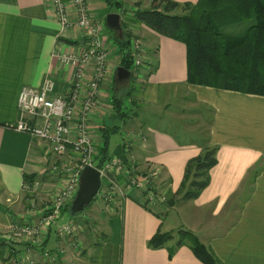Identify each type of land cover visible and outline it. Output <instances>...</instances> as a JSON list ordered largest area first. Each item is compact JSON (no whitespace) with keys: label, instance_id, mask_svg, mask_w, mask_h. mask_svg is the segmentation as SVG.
I'll list each match as a JSON object with an SVG mask.
<instances>
[{"label":"crops","instance_id":"0c3cea01","mask_svg":"<svg viewBox=\"0 0 264 264\" xmlns=\"http://www.w3.org/2000/svg\"><path fill=\"white\" fill-rule=\"evenodd\" d=\"M86 1L107 53L99 105L89 120L97 140L102 125L110 122L111 99L125 98L129 92L124 101L133 116L122 125L121 140L110 146L112 153L121 154L128 143L141 169L152 166L160 170L168 197L177 191L186 162L202 147H217L216 165L209 171V185L200 196L177 203L169 213L162 214L157 207L146 209L134 196L95 214L101 221L92 227L97 228V234L84 230L80 237L67 241L56 236L57 228L50 230L43 246L34 252L37 258L48 249L57 257L38 264H203L186 246L171 258L166 248L147 247L158 230L179 227L197 236L216 264H264V97L187 84L184 46L156 35L129 12L118 14L119 25L122 22L133 36L146 37L156 53L154 63L149 55L141 68L133 69L127 84H122L116 78L119 53L104 27L107 14L114 12L101 0ZM119 1L128 8L138 3L147 9L152 0ZM172 1L194 4L197 0ZM64 2L69 18L74 19L71 0ZM85 48L83 31L60 29L51 0H0V233L11 222L38 221L63 179L53 171L56 156L45 143L8 128L18 118V95L24 88L38 89L46 76L54 80L58 93L66 94L73 71L53 54L79 53ZM89 72L82 81L81 97ZM168 109L180 115L196 110L209 113L207 137L195 141L178 137L183 130L168 128L174 122ZM63 157L72 159L75 155L67 152ZM255 168L260 172L248 186ZM24 176L34 179L25 181ZM242 188L251 189L239 196ZM238 204L237 217L229 223Z\"/></svg>","mask_w":264,"mask_h":264},{"label":"trees","instance_id":"16d2710c","mask_svg":"<svg viewBox=\"0 0 264 264\" xmlns=\"http://www.w3.org/2000/svg\"><path fill=\"white\" fill-rule=\"evenodd\" d=\"M101 1L109 11L120 15L129 12L156 35L181 43L185 48L187 84L264 97V0H197L195 4L182 5L171 0H152L147 9L140 8L138 3L128 8L119 0ZM175 9L180 13L172 12ZM248 21L250 25L241 34L226 31ZM104 27L107 38L118 50L119 67L132 74L134 36L122 22L120 30H112L106 24ZM151 70L153 72L154 67ZM128 95L129 92L124 97ZM125 98L114 96L111 99L110 122L99 130L100 148L94 158L97 168L110 160L112 137L120 134L122 125L133 116ZM216 151L217 147L204 146L196 157L186 162L176 195L168 201L170 206L193 201L207 188L209 171L216 165ZM259 172L257 168L251 171L249 180L253 181ZM28 178L33 180L34 176L23 177L25 181ZM66 211L71 212L70 204L64 206L61 213ZM182 246L188 247L203 264H216L199 239L183 229L174 234L158 230L147 243L153 250L166 248L169 258ZM8 247V242L0 240L1 263L6 261Z\"/></svg>","mask_w":264,"mask_h":264},{"label":"built area","instance_id":"2783aa9c","mask_svg":"<svg viewBox=\"0 0 264 264\" xmlns=\"http://www.w3.org/2000/svg\"><path fill=\"white\" fill-rule=\"evenodd\" d=\"M61 30L80 29L86 38V48L79 53H63L57 51L53 57L65 67L73 71L71 89L66 94L56 91L54 80L46 76L38 89L24 88L20 91L17 99L18 118L8 128L23 133L31 138L42 141L47 145L50 152L62 159L67 152H73L82 158L76 167L72 168L71 163H65L64 158L59 166H54L53 171L60 177L68 175L64 183L65 189L59 191L53 202L52 208L43 216L38 225L25 222H11L6 227L4 241L8 242V236H24L26 245L21 250H8L5 253L4 264H35L33 257L36 246L42 244V227H50L59 219L60 210L75 196L79 185L80 172L86 167L96 168L93 156V143L89 133V120L97 109L99 84L107 71V53L102 43L101 33L98 24L93 23L88 15L86 0H71L75 18L70 19L66 11L64 0H51ZM131 53L134 59L133 69L142 67L141 57L146 51L140 40H132ZM90 70V78L83 97L80 96L82 81ZM80 104V106H77ZM77 107L79 108L78 116ZM74 130V131H73ZM121 167V166H120ZM122 175H128V170L121 167ZM99 172L102 185L103 179L105 189L115 190L119 188L113 175L105 174V169H96ZM104 170V171H103ZM157 171V170H156ZM64 179V178H63ZM139 183V184H136ZM141 183L132 179L131 186L136 189ZM155 186V184H154ZM101 188V186H100ZM155 194L154 187H151ZM100 190V189H99ZM99 193V191H98ZM97 193V194H98ZM116 195V194H115ZM119 195V192L116 196ZM115 198L117 199V197ZM154 197L152 193L146 200L139 199L142 206L156 208L165 201V198ZM118 201L126 199L118 197ZM58 233L63 237H73V225L71 223L57 227ZM9 234V235H8ZM75 236V235H74ZM6 238V239H5ZM15 240V239H14ZM56 255L50 250H43L38 254V261L53 262Z\"/></svg>","mask_w":264,"mask_h":264},{"label":"rangeland","instance_id":"374dc122","mask_svg":"<svg viewBox=\"0 0 264 264\" xmlns=\"http://www.w3.org/2000/svg\"><path fill=\"white\" fill-rule=\"evenodd\" d=\"M172 1V0H171ZM174 2V1H173ZM187 2L184 3H178L180 5L185 4ZM196 3V2H195ZM194 3V4H195ZM191 4V3H190ZM172 12H174L175 14L180 13L179 9H175ZM88 15H89V9H88ZM90 20L92 21L90 15H89ZM74 20V19H73ZM251 21L248 22H244L241 25H237V26H232L228 29H226V31L228 33H233V34H241L245 31V29L250 25ZM75 30H80V29H75ZM135 40H140L143 43L144 49H146V51L143 53L142 57H141V63L144 64L143 61H148L149 60V55H151V52H154L153 55V63H154V57H155V47L154 45H151L150 42L147 40L146 37H136L134 36ZM151 57V56H150ZM141 68V67H139ZM137 68V69H139ZM131 76V75H130ZM130 79V78H129ZM122 84H127L126 81H123ZM100 93V92H99ZM100 95V94H99ZM98 100H99V96H98ZM126 104V103H125ZM77 106H80V104H77ZM169 109H172L173 107L171 105ZM195 108H199V107H195ZM166 110L167 113H169L171 116L173 117H169L171 118L174 122L172 124H170V126L168 127L170 130L172 128H176L177 130L180 129V131L183 130V132L180 134H177L178 137H180L181 139H185V140H200V139H204L207 137V121L209 119L210 114L204 112H198L197 110L194 112V114H187L186 112L184 114H179L178 111H176L175 113L172 112L173 110ZM165 111V110H162ZM201 111V110H200ZM77 115L78 116V112H79V108L77 107ZM172 112V113H171ZM175 114V116H174ZM89 127V133L91 134V142L93 143V147H94V151H93V156L91 157V160L97 156L98 154V150L100 148V140L98 141L97 138L95 137L94 134V130L92 129V126H88ZM74 131V130H73ZM121 140V135L117 134L114 135L111 139V143L110 146L111 148H113V145ZM73 153V152H72ZM75 155V157H73L72 159L67 157L66 159L64 157H62V159L64 158L63 161H65V163L70 164L72 168L76 167V165H78V163L80 162V160H82V158H80L79 155L73 153ZM196 157V156H195ZM60 157H55V160L53 161L54 163L56 162V166H59V164L61 163L62 160ZM71 159V160H70ZM60 162V163H59ZM95 164V163H94ZM126 168L128 170V175H122L121 172V167ZM140 164L137 162V159L135 156H132V154L129 152V144L125 143L123 145V150L122 153L120 154H114L111 152V158L110 160H108L107 162L104 163V165L100 168H96L95 169H105V174L107 172L110 173V175L112 174L113 177L115 178V181L118 185V192L120 195V198H131L135 196V198L137 199H141V200H146V198L149 196L150 193H152V196L156 197L155 195H159V198H165V201L163 203H161V205H158L157 208L160 209V211L162 212V214L164 213H169L170 209L172 206L169 205V200L171 199V197H174L176 195V192L171 195V197H168L164 192H163V182H161L162 177L160 178L161 172H159L160 170H158V168L152 167V166H148L146 169L144 168H140L139 167ZM157 170V171H156ZM64 178V179H62ZM183 178V177H182ZM62 179V185L59 188V190L55 193L56 194L60 191H62L63 189H65L64 187V183L65 181H67L68 179V175L65 174L64 177H61ZM135 180V181H139L141 183V185H139L136 189H134L131 186V181ZM182 181V180H181ZM105 182H107L105 179H103L102 181V185L101 188L99 190V193L96 195V197L92 200V204L87 206L83 211L77 213V214H71V212H63L61 213L60 210V214H59V219L54 223L51 224L50 227H42V231H41V235H42V242H45V238L46 236H48L49 231L51 230V232H54V230L57 227L63 226L65 224L71 223L73 225V237H67V238H71V239H75L77 236L80 237L79 235L81 234V232H83L84 230H89L91 231L90 234H97L95 226L98 225V223H100V219L98 220V217H95L96 215H98L101 211L100 210H104L107 209L108 206H119V195L116 196L118 194L117 191L115 190H110L108 188L105 189ZM251 180L248 179V181L246 182L248 186L251 185ZM181 183V182H180ZM139 184V183H136ZM155 184V186H154ZM151 187H154V191L155 194L153 193V190L151 189ZM179 188V187H178ZM78 189V188H77ZM251 188H242L240 190V192L238 193L239 196L243 195V194H247L250 191ZM178 190V189H177ZM116 194V195H115ZM54 196V198H55ZM115 196L117 197V199L115 198ZM53 198V200H54ZM74 197L70 200L69 204L71 207L72 201H73ZM53 200L48 204L49 208L47 209L45 215H43L44 217L47 216V212L50 211V208H52V202ZM123 202V201H121ZM66 206V205H65ZM97 207V208H96ZM107 207V208H106ZM240 207V205H236L235 209L233 210L232 213V220H230L229 223L233 222L238 214V208ZM113 208V207H111ZM146 209L152 210L151 207H146ZM108 210V209H107ZM106 211V210H105ZM171 213V212H170ZM96 214V215H95ZM174 214V213H173ZM115 215V214H114ZM42 216V217H43ZM41 217V218H42ZM41 218L39 219V221L41 220ZM39 221L36 222H25L28 224H33V225H38ZM87 222V224H85L84 222ZM13 223V222H12ZM93 224L95 225L94 228ZM228 224V223H227ZM181 229L179 228H174L173 230L168 231L169 233H176L177 230ZM5 232H6V228L3 231V233H0V240L3 239V235L5 236ZM87 233L82 234V237H84V235H86ZM9 235V234H8ZM75 235V236H74ZM194 235V234H193ZM58 238L60 239H66L68 241V239L66 237L61 236L58 231H57V235ZM195 236V235H194ZM197 237V236H195ZM6 239V238H5ZM8 244L10 246V249L8 247V250L12 251V250H21L25 245H26V238L24 236H14V239H12V235L8 236ZM44 239V240H43ZM100 244V243H99ZM40 246H43V244H41ZM40 246H36V248H40ZM47 246V245H46ZM48 250V249H45ZM43 251V250H42ZM39 254V253H38ZM33 257L36 261L35 264H38L42 261H38L36 258V254L34 252ZM4 264V263H2Z\"/></svg>","mask_w":264,"mask_h":264},{"label":"water","instance_id":"95a60500","mask_svg":"<svg viewBox=\"0 0 264 264\" xmlns=\"http://www.w3.org/2000/svg\"><path fill=\"white\" fill-rule=\"evenodd\" d=\"M119 20L118 14L109 13L105 18V23L112 30H120ZM116 78L119 82L128 81L130 72L121 67H117ZM100 186L99 172L95 168L86 166L80 172L78 189L70 207L71 214L73 215L83 211L96 197Z\"/></svg>","mask_w":264,"mask_h":264}]
</instances>
